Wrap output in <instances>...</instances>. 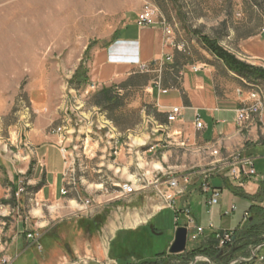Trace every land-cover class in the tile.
Returning <instances> with one entry per match:
<instances>
[{"label": "crops", "instance_id": "0c3cea01", "mask_svg": "<svg viewBox=\"0 0 264 264\" xmlns=\"http://www.w3.org/2000/svg\"><path fill=\"white\" fill-rule=\"evenodd\" d=\"M140 12L139 8L128 12L130 16L126 13L122 25L114 28L106 42L95 47L88 41L85 48L91 53L90 79L97 89L93 90L95 96L102 99L99 110L103 117L95 119L99 115L93 104L87 105V113L76 107V117L83 124L77 129L70 126L74 134L50 138L31 134L27 148L0 159V204L6 206L0 211V254L12 264H168L174 256L185 258L198 249L209 253L229 249L215 264L250 259L255 246H240L236 235L252 220L250 207L264 208V126L241 129L236 112L250 104L251 84L264 86V82L231 72L203 39L246 64L264 68V30L256 33L248 14L239 19L230 10L221 16L209 12L192 18L193 22H186L188 14L168 19L172 34L167 35L161 26L138 27ZM141 65H147L149 71H142ZM122 100L136 119L120 133L125 141L116 168L109 139L113 122L105 119V110ZM174 109L180 114L170 122L168 116ZM197 117L204 128H197ZM213 150L219 151L217 157L212 156ZM236 154L254 159L256 178L243 173L239 180L231 177L226 163ZM148 158L151 160H145ZM160 158L162 162H158ZM174 159H182L183 164L178 166ZM144 163L150 168L143 169ZM214 163H218L217 170H212ZM129 169L135 171L130 178L143 177L144 184L154 175L176 173L174 169L192 174L184 180L175 209L167 207L150 215L140 211L105 216V205L120 185L111 177L113 170L120 174ZM68 172L77 180V187L87 186L96 193L93 210L80 211L79 193L61 194ZM23 180L28 181V192L16 199ZM204 181L222 192L215 206L210 205L211 193L202 189ZM143 187L140 185L133 196L150 188ZM236 206L241 209L239 214ZM168 211L174 213L178 228L188 227L187 212L195 217L197 226L205 228L196 247H187L179 255L169 253L175 237L166 243V233L173 231L162 224ZM210 224L213 230L208 229ZM194 231L189 229L188 241ZM226 234L232 241L222 247L220 239ZM116 242L118 254L112 250ZM159 246H163L161 250ZM258 256L264 258V248ZM247 264H264V259Z\"/></svg>", "mask_w": 264, "mask_h": 264}, {"label": "rangeland", "instance_id": "374dc122", "mask_svg": "<svg viewBox=\"0 0 264 264\" xmlns=\"http://www.w3.org/2000/svg\"><path fill=\"white\" fill-rule=\"evenodd\" d=\"M148 5L167 20L182 19L188 14L186 22H193L192 18L209 15V12L221 16L223 11L233 10L239 19L248 14L255 22L256 33L264 30V0H0V159L18 155L27 148L26 139L31 134H42L47 138L74 134L70 126L77 129L83 124L76 117V107L80 108V113H87V105L93 104L91 107L97 108L96 114L99 115L95 119L103 117V110H99L102 99L95 96L93 90L97 89H92L91 53L85 50L87 43H94L96 47L98 43L106 42L108 35L115 32L114 28L122 25L126 13L130 16L131 11L139 8L142 11ZM261 65L264 66V62ZM105 111V119L113 122L109 138L111 162L119 168L115 162L125 141L120 133L133 126L136 114L126 109L124 100L114 102ZM58 128L62 132L54 133ZM162 161L160 158L158 162ZM174 161L178 166L183 164L182 159ZM149 168L144 163L143 169ZM174 171L176 173L166 172L163 175L161 187H150L142 195L125 200L112 196L111 202L105 205V216H125L140 211L150 215L167 208L169 201L162 194L175 191L168 189L165 181L185 175L183 170ZM125 172L127 176H124ZM125 172L115 174L113 170L114 176L111 177L120 185L135 181L130 178L135 172L133 169ZM185 185L180 179V187ZM77 188L82 201L94 199L96 193L87 186ZM205 197L199 198L204 200ZM177 204L176 201L175 206ZM240 210L236 206L235 213L239 214ZM188 213L197 224L195 217ZM163 219V226L173 230L165 235L167 243L172 236L175 237L178 227L173 212L164 213ZM183 221L180 218L178 223ZM192 234L190 232L188 248L198 244L192 239ZM2 244L0 241V247ZM162 247L159 246V249ZM112 250L118 254L119 243L113 244ZM186 257L174 256L168 264H187L189 256Z\"/></svg>", "mask_w": 264, "mask_h": 264}, {"label": "built area", "instance_id": "2783aa9c", "mask_svg": "<svg viewBox=\"0 0 264 264\" xmlns=\"http://www.w3.org/2000/svg\"><path fill=\"white\" fill-rule=\"evenodd\" d=\"M137 26L140 28H146V27H164L166 30L167 35L172 34V28L170 26V23L168 20L159 14V12L154 9L152 6L148 5L146 6L138 15L137 18ZM142 71H149V67L147 65H141ZM92 89H96L95 85H92ZM250 99L251 102L249 105L241 107L236 112V119L239 127L241 129H252L257 127L264 126V86H262L259 83L251 84L250 86ZM241 93V91H239ZM180 112L178 109H174L173 112L168 116V120L170 122H174L177 120ZM197 122V128L202 129L204 128V124L200 120L199 117L196 118ZM62 129L58 128L54 131V133H61ZM115 155H118V152L114 153ZM219 155L218 150L212 151V156L217 157ZM215 164V163H214ZM218 163L213 165L212 170L218 169ZM226 167L230 168V175L232 178L239 180L241 177V174L250 177V178H256L257 173L254 166V159L251 157H243L240 154H236L229 163H226ZM192 173L181 175L179 177H171L168 178L165 181V185L168 187V189L175 191V193L171 194H162V197L166 198L167 201H169V208L175 209V202L177 196L181 195L183 193V189L180 187V179L183 180H189V177ZM163 176L154 175L153 179L144 184L143 177H138L135 181H126L116 187L114 190L117 191L116 196L119 199H127L133 195H135L138 192V187L141 185H144L143 188L148 187H154L159 188L163 185L161 183ZM65 181H66V188L61 191V194L66 196L70 191H73L75 193H78L77 188V180L75 177L71 174V172H68L65 175ZM28 181L23 180L20 184L18 192L15 194V198L19 199L23 194H26L27 191V185ZM240 184L243 185V182L240 181ZM202 189L205 191V193H211V199H210V205L215 206L218 204L222 192L220 190H213L210 185H208L207 182H203ZM93 202L91 200H84L81 199V212L91 211L93 209ZM5 208V205H0V211H3ZM235 207H231V211H234ZM187 219H188V231L191 228H194V235L192 236L193 240H198L200 236H202L205 233V228L199 227L195 224V222L190 219V215L187 212ZM248 215L246 214V218ZM209 230H213L214 226L213 224H210L208 227ZM32 237V236H29ZM232 241L231 235L226 234L223 238L220 239V245L222 247H225L229 245ZM256 259L263 260V257L256 256ZM254 260V261H255ZM0 264H12L11 259L7 258L6 256H2L0 254Z\"/></svg>", "mask_w": 264, "mask_h": 264}, {"label": "trees", "instance_id": "16d2710c", "mask_svg": "<svg viewBox=\"0 0 264 264\" xmlns=\"http://www.w3.org/2000/svg\"><path fill=\"white\" fill-rule=\"evenodd\" d=\"M205 45L227 66V68L237 74L238 76L253 81H262L264 82V68L255 67L249 64H246L238 60L235 56L231 55L227 51L220 48L216 43L203 39ZM232 192L235 194L237 190L232 189ZM251 221L248 219L247 223L242 227L237 235L236 242L241 244L242 247H247L249 245L258 246L264 243V208L259 206H252L249 209V214ZM224 250H217L213 253H209L205 250H195L189 256L187 264H190L197 256H207L212 261L217 262V258L221 259L225 255ZM187 258V257H186ZM185 258V259H186ZM184 259V258H183ZM201 264V263H200ZM206 264V263H202Z\"/></svg>", "mask_w": 264, "mask_h": 264}, {"label": "water", "instance_id": "95a60500", "mask_svg": "<svg viewBox=\"0 0 264 264\" xmlns=\"http://www.w3.org/2000/svg\"><path fill=\"white\" fill-rule=\"evenodd\" d=\"M187 244H188V229L185 227H180L177 229L175 233V239L174 242L172 243L169 253L171 255H179L182 254L186 251L187 249ZM264 248V243L260 244L258 246H255L251 250V257L250 259H236L232 260L229 264H247L251 263L254 261L258 253ZM201 261H206L209 264H215L214 261H212L209 257L207 256H197L190 264H198Z\"/></svg>", "mask_w": 264, "mask_h": 264}]
</instances>
